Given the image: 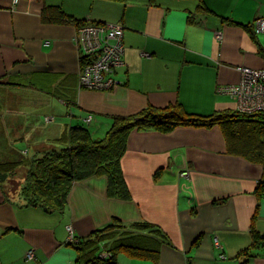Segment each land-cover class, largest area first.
Returning a JSON list of instances; mask_svg holds the SVG:
<instances>
[{"label": "crops", "instance_id": "obj_1", "mask_svg": "<svg viewBox=\"0 0 264 264\" xmlns=\"http://www.w3.org/2000/svg\"><path fill=\"white\" fill-rule=\"evenodd\" d=\"M203 2L212 13L198 11L199 0H0V162L45 151L76 125L102 135L114 116L148 106L238 110L226 89L240 83L239 68L264 69V34L254 28L264 0ZM45 6L123 26L124 64L112 91L80 89L78 29L44 23ZM121 168L129 199L110 197L108 180L94 177L73 186L62 213L22 207L0 190V264H73L68 227L82 238L113 219L157 226L168 238L159 264H240L251 227L264 237V200L254 193L263 168L226 154L218 127L135 130ZM135 261L119 256L120 264ZM248 264H264V250Z\"/></svg>", "mask_w": 264, "mask_h": 264}, {"label": "trees", "instance_id": "obj_2", "mask_svg": "<svg viewBox=\"0 0 264 264\" xmlns=\"http://www.w3.org/2000/svg\"><path fill=\"white\" fill-rule=\"evenodd\" d=\"M106 1L126 3L128 0ZM198 11L212 13L203 0H199ZM42 20L46 24L72 25L77 29L90 24L68 15L60 6H45ZM245 28L256 39L252 27L246 25ZM86 60L87 57H81V67ZM2 84L5 83L0 82ZM60 99L68 105L71 101L70 98ZM112 121L103 138L94 139L89 127L76 125L53 141L45 151L34 152L32 156L23 155L26 157L21 161L0 162V190L14 180L17 169L26 167L25 176L21 178L24 183L20 188L22 207L25 208H39L48 214L62 213L68 205L73 186L94 177L108 180L110 197L129 199L121 161L133 131L170 133L181 127H218L225 139L226 154L262 166L263 174L254 193L260 202L264 200V112L227 110L204 115L189 112L178 103L164 108L148 106L133 115L114 116ZM250 232L251 245L235 257L241 260L240 264H248L264 250V237L253 226ZM166 241V235L155 225L147 222L127 225L113 219L86 237L75 236L73 243L68 245L76 253L73 264H120L121 254L134 260L159 264L160 243Z\"/></svg>", "mask_w": 264, "mask_h": 264}, {"label": "built area", "instance_id": "obj_3", "mask_svg": "<svg viewBox=\"0 0 264 264\" xmlns=\"http://www.w3.org/2000/svg\"><path fill=\"white\" fill-rule=\"evenodd\" d=\"M255 32L264 34V18L254 22ZM122 25L98 24L97 26H85L77 30L76 42L81 46V57H87L86 64L80 72V86L91 90H112L118 82L116 76L118 69L124 64ZM221 39V34H218ZM241 72L240 83L227 88L238 102V111L241 112H264V69L253 70L239 68ZM91 120V116L88 121ZM188 171L182 173L187 177ZM69 242L74 241L75 234L72 227H68ZM215 246L221 248L218 239ZM30 259H34V251L28 253ZM222 258H225L222 256Z\"/></svg>", "mask_w": 264, "mask_h": 264}, {"label": "rangeland", "instance_id": "obj_4", "mask_svg": "<svg viewBox=\"0 0 264 264\" xmlns=\"http://www.w3.org/2000/svg\"><path fill=\"white\" fill-rule=\"evenodd\" d=\"M91 25L97 26L98 24H96V23H90L89 25H86V26H91ZM254 28H255V26H254ZM80 89L81 90H84L85 89V90H88V91H97V92H100L99 90H91V89H87V88H84V87L81 88V86H80ZM112 90H107V91L102 90V92H110ZM89 118L90 117H88V119ZM46 121H52V119L47 118ZM97 134L98 133H96V134L92 133L94 139L103 138V136H105L104 134H106V133H103L102 135H97ZM24 154H26L27 156H29L28 155V152H24ZM32 155L33 154H31L30 156H32ZM23 157H26V156H23ZM23 159H25V158H23ZM25 168L26 167H24V169L22 168L23 170L16 171V174H14V180H12L10 182H7L5 184V186H3V189L4 190H1V193H3L5 197L12 198V199H16L17 201H21L22 202V198L20 196L21 195L20 194V191H21L20 188L22 186L21 184L24 183L21 178L25 176V173H24ZM18 184H20V187L17 188ZM221 259H222V257H221ZM135 263L136 264H152L149 261H142V260H136Z\"/></svg>", "mask_w": 264, "mask_h": 264}]
</instances>
